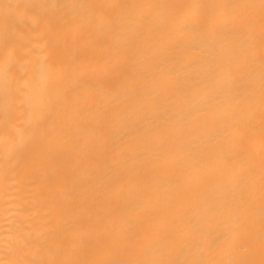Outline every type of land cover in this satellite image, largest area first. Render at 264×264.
I'll return each mask as SVG.
<instances>
[{"label": "bare ground", "instance_id": "bare-ground-1", "mask_svg": "<svg viewBox=\"0 0 264 264\" xmlns=\"http://www.w3.org/2000/svg\"><path fill=\"white\" fill-rule=\"evenodd\" d=\"M0 264H264V0H0Z\"/></svg>", "mask_w": 264, "mask_h": 264}]
</instances>
